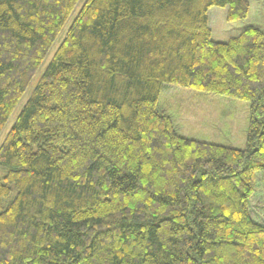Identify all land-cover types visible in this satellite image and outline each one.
<instances>
[{
	"label": "trees",
	"instance_id": "trees-1",
	"mask_svg": "<svg viewBox=\"0 0 264 264\" xmlns=\"http://www.w3.org/2000/svg\"><path fill=\"white\" fill-rule=\"evenodd\" d=\"M0 0V264H264V32L247 0ZM168 85L247 101L244 150L181 136Z\"/></svg>",
	"mask_w": 264,
	"mask_h": 264
},
{
	"label": "rangeland",
	"instance_id": "rangeland-1",
	"mask_svg": "<svg viewBox=\"0 0 264 264\" xmlns=\"http://www.w3.org/2000/svg\"><path fill=\"white\" fill-rule=\"evenodd\" d=\"M247 1L250 4V13L241 21H227V8L213 7L209 10V27L215 41L227 42L250 27L264 32V0ZM85 2L86 0H80L76 6L39 72L46 69ZM35 83L37 81L27 90L5 127L0 136V145L31 97ZM159 108L172 118L175 129L185 138L238 150L246 149L251 115V105L247 101L168 85L160 95Z\"/></svg>",
	"mask_w": 264,
	"mask_h": 264
}]
</instances>
